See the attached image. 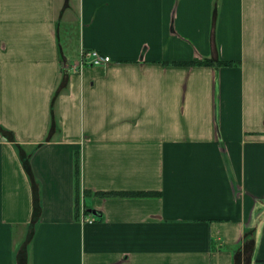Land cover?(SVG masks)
I'll return each mask as SVG.
<instances>
[{"label":"crops","instance_id":"obj_1","mask_svg":"<svg viewBox=\"0 0 264 264\" xmlns=\"http://www.w3.org/2000/svg\"><path fill=\"white\" fill-rule=\"evenodd\" d=\"M24 247L264 264V0H0V264Z\"/></svg>","mask_w":264,"mask_h":264},{"label":"built area","instance_id":"obj_2","mask_svg":"<svg viewBox=\"0 0 264 264\" xmlns=\"http://www.w3.org/2000/svg\"><path fill=\"white\" fill-rule=\"evenodd\" d=\"M111 62V57L101 53L96 49L82 50L79 59L74 61L73 63H66V67L72 72H81L84 67L87 66H101L106 65ZM85 220L89 222H93L95 220L94 217L85 218Z\"/></svg>","mask_w":264,"mask_h":264},{"label":"trees","instance_id":"obj_3","mask_svg":"<svg viewBox=\"0 0 264 264\" xmlns=\"http://www.w3.org/2000/svg\"><path fill=\"white\" fill-rule=\"evenodd\" d=\"M211 61H200L199 64H209ZM79 166L77 167V172H78ZM160 192L158 191H124V192H103L102 194H116V195H134V196H151V195H157ZM78 200H79V191H78ZM28 261V253L24 249L21 250L20 256H19V262L18 264H27Z\"/></svg>","mask_w":264,"mask_h":264}]
</instances>
